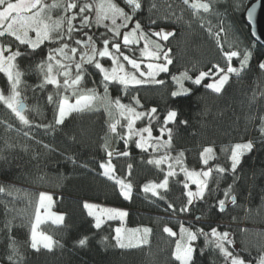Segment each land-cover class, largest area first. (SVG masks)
<instances>
[{
	"label": "trees",
	"instance_id": "16d2710c",
	"mask_svg": "<svg viewBox=\"0 0 264 264\" xmlns=\"http://www.w3.org/2000/svg\"><path fill=\"white\" fill-rule=\"evenodd\" d=\"M193 1L189 0V4L185 5L183 0H141L142 10L136 12L128 28L121 29L117 42L122 41L123 33L131 29L137 19L141 20L145 32H149L150 28L153 31H158L160 27L174 29L175 36L167 41L157 38L165 50L171 49L173 64L169 65V73H161L157 77L164 80L162 85L130 87L125 93L122 86L113 83L108 86L109 94L113 99L120 97L122 103L132 105L137 111L146 112L155 107L157 113L151 121L154 137L160 135L159 129L167 112L177 110L176 121L168 125L173 130L169 151L173 154L182 151L183 164L189 170L215 169L216 165L230 168V147L251 140L254 148L243 157L237 170L240 179L233 192L237 203L232 205L229 202L223 212L217 210L216 201L223 198L224 189L232 183L230 173L225 174L226 179L221 181L219 191L212 196L206 194L203 201H194L195 206H189L188 212L180 211L187 202V190L183 187L185 177L179 170L176 177L169 178L168 190H159L164 199L144 193L145 184L161 182L167 171L165 164L157 167L148 163L156 153L151 148L146 152L138 149L135 146L137 137H133L125 149L123 140H117L108 132V124L116 119L121 125L126 124L116 110H113L111 118L103 108L92 112H74L63 125H55L60 97L52 85L39 87L43 75L38 65L46 61L49 49L58 45L46 41L35 53L27 46H19L22 51L30 53L17 61L25 72L20 91L26 105L24 114L30 124L21 123L0 101V187L5 188V192L0 193V264H179L173 252L181 224L192 230L203 228L205 232H210L212 227L220 232L228 231L233 244L226 246L242 257L245 264H257L259 257L264 255V123L260 119L264 117V71L258 68V62L264 59L261 55L264 47L254 41L244 17L246 7L254 0H219L215 4L216 11L224 13L227 10L224 16L226 31L220 35L223 50L243 52L249 49L252 52L249 67L239 77L231 76L223 94L218 95L205 88L203 85L212 82L206 77L201 86L187 81L188 88L192 90L190 95L172 97L171 92L177 90L172 76L179 71L186 70L197 75L200 71H208L213 64L223 68L228 64L217 46L216 37L207 31L209 21L213 32L218 31V18L197 12L191 7ZM79 2L93 3L95 7L93 0ZM170 4L174 6L175 15L182 17L181 20L164 18ZM130 15H133L132 9ZM149 15L157 19L158 26L149 25ZM91 16L94 18V10ZM117 22L120 23L119 20ZM86 31L94 35L98 48L103 47L101 33H105V38L112 35L103 26L97 28L93 25L91 30ZM124 51L144 60L136 51ZM101 61L111 64L108 58ZM232 66L239 67L236 58ZM87 67L89 75L85 77L83 88H96L102 94L101 75L94 67ZM60 80L62 83L63 77ZM0 90L5 95L9 94L3 73H0ZM49 94L53 95L52 103L47 99ZM66 95L70 101L75 100L70 92ZM133 97L139 99L142 107L135 104ZM136 125L138 128L149 126V120L145 117ZM117 131L123 134L126 129L118 126ZM106 134L111 148L130 153L128 157L113 158L115 175L132 184L130 199H124L115 181L100 174L99 163L107 160L103 146ZM206 147H212L215 156L208 165H204L201 159ZM85 164L88 167H84ZM129 164L132 165L130 175ZM213 175H216L215 171ZM209 187L215 188V184L210 182ZM188 190L196 191V185L189 184ZM41 191L51 193L52 208L61 212L64 220L61 224L41 223V231L55 243L51 250L40 247L36 251L30 246L31 224ZM86 201L124 208L127 215L122 219L105 220L100 228H96L94 218L84 208ZM169 203L173 208L168 207ZM123 224L148 227L151 231L147 242L123 249L117 247L115 229ZM165 226L177 235L165 233ZM9 236L15 239L18 255H12ZM84 237L88 240L86 245L81 246L78 241ZM210 239L206 240L201 235L193 242L194 264H225L222 254L209 245ZM9 256H12L11 261Z\"/></svg>",
	"mask_w": 264,
	"mask_h": 264
},
{
	"label": "snow or ice",
	"instance_id": "6c2138e0",
	"mask_svg": "<svg viewBox=\"0 0 264 264\" xmlns=\"http://www.w3.org/2000/svg\"><path fill=\"white\" fill-rule=\"evenodd\" d=\"M125 6L133 10V15L125 11V7L113 2V0H102L101 3L96 4L84 2L80 3L79 0H66L65 3H54L49 5L44 0H0V73L6 77L9 94L5 95L3 90H0V101L25 125H29L30 121L24 114L26 105L21 98L20 86L22 84V77L25 72L19 67L17 63L18 58L29 55L30 53L22 51L19 46H27L31 49L32 53L44 45L45 42H50L58 45V47L50 48L47 54V59L38 65L40 73L43 75V81L39 87L43 88L45 85H52L57 90V95L60 97L58 108L55 116V125H63L65 119L72 113H83L99 111L101 108L111 118L113 110L118 112L119 117L126 120V124L121 125L120 120L116 119L108 124V132L113 134L117 140H123L125 149L128 148L129 142L133 137H138L135 141V146L142 150L148 151L151 148L154 152L161 149H169L172 144V128H169L170 123H174L178 117L177 110H169L167 115L163 118V126L159 129L160 135L154 137L151 121L155 119L157 109L155 107L148 111H137L135 107L130 104L121 102L120 97L113 99L109 94V84H118L125 90L130 87L146 85V84H164L163 79H157L161 73H169V65L173 64V59L170 56L171 49L165 50V46L153 41L151 36L160 38L167 41L169 37L175 36V30H165L160 27L158 31H153L151 28L149 32H145L142 27L141 20H135L134 26L130 31H125L122 35V41L117 42L121 37V29L128 28L129 23L133 21L136 12L142 10L141 0H124ZM219 0H197L191 4V7L197 12L215 15L218 18L216 27L218 31L213 32V26L209 21L207 31L210 35L216 37L217 46L220 47L222 55L228 62L227 68L221 67L219 64H213L212 68L208 71H200L195 78L188 75L187 71L181 72L178 76L173 75L172 80L178 85V89L171 92L172 97H182L191 94L192 90L186 88L184 81H191L193 85L201 86L206 77L211 78L212 82L203 85L205 88L210 89L215 94H223L226 91L225 86L229 84L231 76L234 74L239 77L241 73L249 67V61L252 57V52L244 50L243 52L232 50L224 51L223 45L220 44V35L225 32L224 13L215 10V4ZM183 4L188 5L189 0H183ZM236 7V5H230ZM262 6L261 0H255L250 6L246 7V19L252 25L253 36L259 40L260 36L257 35L256 15L258 9ZM154 8L155 5H152ZM175 7H178L176 5ZM53 8H62L64 15L58 19H53L50 12ZM95 11L94 18L91 13ZM152 9H149L151 13ZM168 14L164 17L167 20L179 21L182 17L175 15L173 5H168ZM79 21L78 24L74 23ZM120 21L118 23L117 21ZM106 21L110 23H105ZM149 25H157L158 21L149 15ZM95 25L97 28L103 26L107 32L111 33L110 37L105 38V33L100 34L103 47H97V41L94 35H89L87 30H91ZM34 33L35 36H31ZM264 35V34H261ZM84 37V38H82ZM86 38V39H85ZM143 41V47L139 49L140 57L146 59L142 69L143 59H137L134 55L125 54L124 50L134 52L132 46L139 45ZM18 42V45H16ZM15 46V50H13ZM123 49V50H122ZM5 53H8L5 55ZM77 55L79 58L77 59ZM264 56V53L261 54ZM108 58L111 61V67H105L101 63V59ZM237 58L239 67H233L232 61ZM125 62L133 71L126 70ZM92 66L99 72L102 77L101 84L103 85V93H99L96 88H83L84 80L89 75L88 67ZM55 68V71H54ZM258 68L264 71V59L258 62ZM215 69V71H213ZM60 77H63L61 83ZM95 83V81H93ZM71 93L75 97V102H69V96L66 93ZM49 103L53 102V95L49 94L47 97ZM135 104L140 105L139 99L133 97ZM147 117L149 126L136 128V122ZM264 123V117L260 118ZM186 124L187 121H181ZM42 127H52L51 125H40ZM122 127L126 129L123 134H120L117 129ZM264 132V128H262ZM167 133V140H162V137ZM27 135V133H25ZM145 134H147L145 136ZM109 136L106 134L104 137V148L107 155L105 162L99 163V168L102 169L100 173L103 177L115 181L119 186L120 193L124 199H130L132 194V184L125 182L115 175L116 168L113 164V158L117 156L128 157L129 151L118 152L115 148H111ZM254 143L249 140L243 143H235L231 147L230 168L216 165L215 169L209 167L207 170L195 171L189 170L183 164L184 153L181 151L175 157H172L167 151L165 155L159 158L150 159L149 164H155L157 167L166 164L167 171L164 173V178L161 182H150L143 186L144 193H151L153 196H160L158 190L165 191L169 188V178L176 177L179 172H182L185 180L183 187L186 191L187 202L181 208V212H188L189 206H195L194 201L205 200L206 194L212 196L215 192L220 190L221 181L226 179L225 174H231L232 183L228 184L223 191V198L216 201L217 210L223 212L227 204L230 202L232 205L237 203V196L233 194L234 185L240 179L238 168L242 163V159L246 154L252 152ZM214 149L212 147L204 148L201 153L202 163L208 165L210 159H214ZM73 163L76 161L73 159ZM88 167L87 164L83 165ZM129 175L131 174L132 165L129 164ZM163 171V169H161ZM215 171L216 175H213ZM189 182L196 185V191L189 189ZM214 183L215 188L209 187V184ZM5 192L4 187H0V193ZM52 200L51 195L41 193L39 195L38 206L36 208L35 223L32 225L31 230V248L39 251L38 244L46 249L51 250L55 243L50 236L40 234V239H37V225L41 223L40 209L46 207V201ZM96 205L84 203V208L88 210V215L95 217V227H101V219L107 216L109 219L117 217L123 218L127 215L124 211H118L110 208H101L99 212L95 211ZM169 208H173L171 203L168 204ZM175 211V209H173ZM197 220L200 217H196ZM64 216L62 214L55 215L53 223H63ZM6 227L9 225L6 224ZM11 231L9 227V232ZM116 246L123 249L133 246V240L137 237H122L120 235L121 229L116 230ZM133 233L138 232L139 229L132 230ZM151 230L144 228L143 232L147 235ZM163 231L170 236H176L177 233L171 228L165 226ZM204 236L209 240V245L217 249L223 256L225 264H245L242 257L234 254L229 250L226 245H232L233 240L230 238L228 231L220 232L216 227H212L210 232H205L203 228L192 230L186 228L183 224L180 226V239L176 242L173 257L179 264H194L193 242L197 241L199 236ZM12 243L9 247L12 249V255H18V250L15 245V239L9 236ZM88 238L84 237L78 241L79 245L84 246ZM203 251V250H202ZM8 259L11 261L12 256ZM257 264H264V255H261Z\"/></svg>",
	"mask_w": 264,
	"mask_h": 264
},
{
	"label": "rangeland",
	"instance_id": "374dc122",
	"mask_svg": "<svg viewBox=\"0 0 264 264\" xmlns=\"http://www.w3.org/2000/svg\"><path fill=\"white\" fill-rule=\"evenodd\" d=\"M44 2L45 3H47V4H49V5H52V4H54V3H60V4H63L64 3V1L63 0H44ZM93 2H94V4L96 5V4H99V3H101L102 2V0H93ZM113 2H115V3H117V4H119L121 7H125V11H127L129 14L131 13V8H129V7H126L125 6V2H124V0H113ZM194 2H197V0H194L193 1V3ZM50 14H51V16L53 17V19H58L60 16H63V10L60 8H53V9H51V12H50ZM107 23H110V22H108V21H106ZM131 29H129L128 31H130ZM165 30H167V29H165ZM30 35L31 36H35V34L34 33H30ZM151 39L153 40V41H155V42H157V43H159V41L157 40V37H155V36H151ZM133 47V49H134V52L136 51L137 53H138V55L140 56V52H139V49L140 48H142L143 47V41H141L140 42V44L139 45H134V46H132ZM244 50H248L249 51V49H244ZM125 54H127L126 52H125ZM6 55V54H5ZM237 59V58H236ZM147 62H149V61H147L146 59H144V63H142V69L143 70H145L146 71V69L144 68V64H146ZM101 63L105 66V67H111V64L110 65H107V64H105V63H103L102 61H101ZM110 63H111V61H110ZM237 64L239 65V61H238V59H237ZM125 67H126V70H128V71H133L131 68H130V66H128L127 64H126V62H125ZM227 68V67H226ZM226 68H225V70H226ZM54 71H55V68H54ZM184 71H186V70H182V71H179L178 73H176L175 75H179L181 72H184ZM188 72V75H190V76H192L193 78H195V76H197V75H193V74H191L189 71H187ZM187 81L188 80H185L184 81V85H185V87L186 88H188V84H187ZM177 89H178V85H177ZM69 102H71V103H74L75 102V100H69ZM127 122V121H126ZM136 126V128H138L137 127V125H135ZM147 134H145V136H146ZM167 134L165 133V135L162 137V140H167ZM137 139H138V137H137ZM233 146V145H232ZM231 146V147H232ZM231 147H230V153H231ZM165 151H167L172 157H175L178 153H171L170 151H169V149H161V150H159V151H155V153H156V155L154 156V158L153 159H155V158H159L160 156H162V155H165ZM166 165V164H165ZM167 166V165H166ZM177 170H179V167H177ZM189 184L191 185V183L189 182ZM159 191V190H158ZM41 193H46V194H49V195H51V193L50 192H46V191H41L40 192V194ZM39 194V195H40ZM38 201H39V198H38ZM38 201H37V205H36V208H37V206H38ZM87 203H90V204H93V205H96L97 207H96V209H95V211H97V212H99V210L101 209V208H110V209H115V210H118V211H124V212H126V210L124 209V208H121V207H117V206H106V205H104V204H102V203H98V202H92V201H86ZM85 202V203H86ZM52 205H53V198H52V200L50 201V202H47L46 201V207L45 208H41L40 209V216H41V223H43V222H46V221H49V222H53V219H54V217H55V215H60V214H62L61 212H58V211H55V210H53V208H52ZM87 210V209H86ZM87 212H88V210H87ZM63 215V214H62ZM35 217H36V210H35V215H34V218H33V221H32V224H31V230H32V225L35 223ZM95 218V217H94ZM117 218H119V219H122V218H120V217H117ZM109 218L107 217V216H104V217H102V219H101V223L103 222V221H105V220H108ZM96 222V221H95ZM41 223L39 224V225H37V239L39 240L40 239V234H44V235H47L46 233H44V232H42L41 231V229H40V225H41ZM117 228H120L121 229V233H120V235L122 236V237H130V236H135V237H137L138 239H135V240H133V244H135V245H142V244H145L146 242H147V240H148V235H149V233L147 234V235H145L144 234V232H143V229L144 228H148V227H146V226H126V225H121V226H119V227H117ZM116 228V229H117ZM115 229V230H116ZM136 229H139V231L138 232H135V233H133V231L132 230H136ZM149 229V228H148ZM115 234H116V231H115ZM117 235V234H116ZM47 236H49V235H47ZM180 239V232H179V236H178V238H177V241ZM176 241V242H177ZM175 245H176V243H175ZM38 247L40 248V247H43L42 246V244H38ZM174 250H175V246H174Z\"/></svg>",
	"mask_w": 264,
	"mask_h": 264
},
{
	"label": "water",
	"instance_id": "95a60500",
	"mask_svg": "<svg viewBox=\"0 0 264 264\" xmlns=\"http://www.w3.org/2000/svg\"><path fill=\"white\" fill-rule=\"evenodd\" d=\"M253 2H255V0ZM261 2H262V6L258 9L256 18H255L256 19L255 27L257 29V35L260 36L259 40H257L256 37L253 36L252 25H250L246 19V11H245L244 17H245L246 23L250 27V34L252 38L254 39V41H256L257 43H259L260 45L264 47V35H261V34H264V0H261Z\"/></svg>",
	"mask_w": 264,
	"mask_h": 264
},
{
	"label": "crops",
	"instance_id": "0c3cea01",
	"mask_svg": "<svg viewBox=\"0 0 264 264\" xmlns=\"http://www.w3.org/2000/svg\"><path fill=\"white\" fill-rule=\"evenodd\" d=\"M93 217V216H92ZM94 218V217H93ZM94 221H95V218H94ZM53 240V239H52Z\"/></svg>",
	"mask_w": 264,
	"mask_h": 264
}]
</instances>
